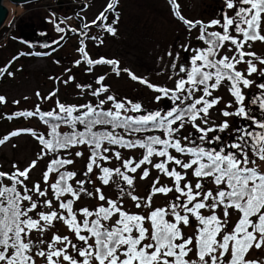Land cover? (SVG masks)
<instances>
[{
  "label": "snow or ice",
  "instance_id": "obj_1",
  "mask_svg": "<svg viewBox=\"0 0 264 264\" xmlns=\"http://www.w3.org/2000/svg\"><path fill=\"white\" fill-rule=\"evenodd\" d=\"M169 2L189 32L199 28L197 39L205 47L184 46L186 52L194 55L190 57V68L180 66L179 79L172 89L128 74L132 80L162 94L156 97L157 101L167 98L174 107L165 112L129 115L145 110L140 103L118 101L108 95L95 104L66 106L57 102L58 111L42 112L37 106L34 111L16 114L38 118L49 130L47 136L28 129L13 131L0 139V144H4L26 132L42 146L37 159L23 170L13 165L11 173L0 171V264H264V121L256 120L246 110L243 91L254 83L248 77L264 76V57L252 50L257 42L264 44V0H224L226 8L234 10L232 15L224 13L221 19L208 24L186 19L178 0ZM117 3L118 0H110L105 11L114 10ZM106 19L101 13L92 25L101 24L115 35ZM92 25L85 24L84 28ZM210 28L218 30L209 31ZM57 31L63 29L57 25ZM79 52L88 65L110 64L120 74L117 61H93L83 46ZM239 65H244L245 71L238 70ZM172 68H176L175 62ZM2 74L12 75L7 66L0 70ZM103 81L104 77L98 78L101 86L91 92L92 96L100 97L109 91ZM225 82L233 102L219 109V115L251 121L254 126L250 129L245 124L233 129L236 135L227 143L218 133L229 130L228 120L217 124L211 119V110L222 99L213 93ZM257 87L261 93L253 96L250 103L259 102L264 116V83ZM106 102L112 104L108 109L104 108ZM3 103L5 97L0 96V104ZM188 126L199 135L195 136ZM62 127L69 131L62 132ZM154 132L162 136L143 135ZM105 145L143 149L144 153L137 161L134 157L124 159L120 151H114L112 156L121 161V166L105 167L101 162L112 159L106 155L112 148ZM80 146L91 150L83 173L89 177L87 180L77 179L76 172L65 170L75 161L63 154L81 157L82 151H71ZM50 154L53 158L42 174L45 187L40 182L29 187L30 173L38 161ZM153 157L160 159L154 162ZM145 165L167 177L172 185H161L158 176L146 197L134 194L136 176L130 174L140 171L139 179H148L150 169ZM95 169L100 173L96 179L104 186L116 183L117 199L107 198L101 188L91 192L85 187L93 183ZM114 177H119L127 190ZM72 181L79 187L75 188ZM83 195L102 203L94 210L84 207L77 211L74 205ZM125 195L137 209L148 211H126L121 203ZM157 195L169 197L165 207H153V197ZM61 223L73 238L58 234L57 225ZM189 227L194 232L185 235L184 229Z\"/></svg>",
  "mask_w": 264,
  "mask_h": 264
},
{
  "label": "rangeland",
  "instance_id": "obj_2",
  "mask_svg": "<svg viewBox=\"0 0 264 264\" xmlns=\"http://www.w3.org/2000/svg\"><path fill=\"white\" fill-rule=\"evenodd\" d=\"M85 1L40 0L26 6L4 0L9 17L4 29L0 32V70L7 66L8 72H11L12 75H0V96L5 97L6 100V103L0 104V139L9 136L13 131L28 129L47 136L48 126L38 118L19 117L16 114L22 111H34L37 106L42 112L58 111L57 102L66 106H79L89 102L95 104L99 99H106L108 95H113L118 101L140 103L145 110L143 113H129V115H142L157 110L165 112L174 107L172 101L167 98L157 101L156 97L162 94L148 88L147 84H141L139 80H132L128 73L131 72L139 79L146 80L157 87L174 88L175 81L179 79L177 73L181 64L190 68V57L194 55L191 51L186 52L184 46H189V48L205 47L203 42L197 39L199 28L192 29L189 32L187 27L175 17L169 0H122V20L117 22L116 36H113L107 43L103 42V39L98 40L93 55L94 60L117 61L120 74L117 75L110 64L94 65L93 78L88 80L83 77L81 81L76 74L78 50L73 27L76 25L75 18L79 16V13L83 14ZM89 1L93 4L85 13L86 15L83 14L87 16V24H90L95 16L99 17L100 13L110 3V0ZM178 3L180 12L183 16L185 15L186 19L201 21L204 24H208L215 19H221L224 13L231 16L234 11L226 8L224 0H178ZM224 9L226 10L224 11ZM70 18H74L71 23L69 22ZM57 25L63 31H57ZM215 30L218 29H209V31ZM35 31H37L36 35H32L31 33ZM252 50L258 56L264 57V44L257 42ZM52 51H55V53L45 57L47 54H51ZM227 54L231 55V53ZM174 62L176 64L175 69L172 68ZM81 67L84 68L82 71H88L87 65ZM258 67L262 66L258 65ZM238 70L245 71V66L239 65ZM69 77H72V79L70 80ZM100 77H104L103 85L109 91L100 97H94L91 92L101 86L97 83ZM248 79L254 81V83L250 88L243 89L246 96V110H249L256 120L264 121L259 102L257 104L250 103L253 96L261 93L257 85L264 83V76L258 77L253 74ZM85 81L89 84L85 85ZM78 85H90L91 87H78ZM53 92H55V95H51ZM37 93H39V96ZM197 95H200V93H197ZM213 96L222 99L220 104L211 110V119L217 124L227 119L230 125L229 130L218 133L225 143L231 142L236 135L233 129L245 124L250 129L254 127L251 125V121H245L238 117L224 118L219 115V109H223L227 103L233 102V97L228 91L227 82L222 84L219 90L213 93ZM111 106V102H106L104 108L108 109ZM228 110L232 111L234 109ZM9 117H12V119H9ZM188 130L194 132L190 126H188ZM256 130L259 131V129ZM62 131H68V128L64 127ZM183 134L186 135L187 132ZM216 134L210 133L209 135ZM159 135L162 136V133ZM194 135L198 136L199 133L194 132ZM105 147L112 148V151L106 154L112 159L108 163H101L103 166L110 168L121 166V161L112 156L114 151H120L124 159L134 157L137 161L142 158L144 153L143 149H119L109 145H105ZM41 149L42 146L38 140L26 132L11 137L4 144H0V171L11 173L14 171L13 165L23 170L31 161L37 159ZM71 151H82L84 155L75 157L66 153L63 154L64 158L75 161L73 165L67 166L65 170L76 172L77 179H89L83 173L86 170L85 165L90 149L87 146H80L71 149ZM173 154L177 155L178 158L187 160V157H182L175 152ZM52 158L50 154L43 160L38 161L37 167L30 173L31 179L27 182L29 187L36 182H40L42 188L45 187L42 174ZM159 159L153 157L154 162H158ZM144 167L150 169L148 179H139L140 171L136 174H130L136 176L134 194L141 198L146 197L151 190L152 181L158 176L161 185H172L171 180L156 169L151 168L150 165ZM94 171L95 175L91 177L93 183L85 184V187L91 192H94L96 188H101L107 198L117 199L119 189L116 183L104 186L96 179V176L100 174L99 170L95 169ZM190 179L195 182L194 178L190 177ZM113 180L121 183V186L127 190V186L123 185L119 177H114ZM4 183L9 184L7 180ZM72 184L75 188L79 187L75 181H72ZM172 195L169 194V196ZM168 199L169 197L163 195L154 196L153 207H165ZM100 203L102 202L94 197L83 195L81 200L75 203L74 209L78 211L80 208L87 207L94 210ZM121 203L124 209L131 213L145 214L148 211V209H137L134 202L127 195L123 197ZM42 210L48 211V209ZM205 214L209 213L206 212ZM233 220H235V217H233ZM57 229L58 234L69 235L70 238H73L62 223L57 225ZM52 231H56V229ZM184 232L185 235H192L194 228H185Z\"/></svg>",
  "mask_w": 264,
  "mask_h": 264
},
{
  "label": "flooded vegetation",
  "instance_id": "obj_3",
  "mask_svg": "<svg viewBox=\"0 0 264 264\" xmlns=\"http://www.w3.org/2000/svg\"><path fill=\"white\" fill-rule=\"evenodd\" d=\"M38 1H40V0H38ZM38 1H35V3L38 2ZM4 3H3V5H4ZM33 3L34 2H30V3H26V4H20V5L29 6V5H31ZM91 4H93V2H90L89 0L85 1L83 14L88 12ZM225 10L226 9H224V11ZM101 13H104V15L107 18L106 19V24L112 26L115 29L116 25H117V22L122 20V13H123L122 0H118V3H117V5H116L114 10H109V11L103 10ZM101 13H100V15H101ZM83 14L79 13V16H77V18H75L77 26L75 25V27H73L74 30H75L74 34L76 35L75 36V40L77 41V50H78L77 51V57H76V59H77L76 60V64H77V61H80L79 65L76 66V74L79 76V80L83 79V77H85L88 80H91V78H93V69L95 67L93 68V66L88 65L84 61L83 56L79 52V48L82 47V46L85 47V51L88 53L89 58H91L93 61H95L93 59V55H94V52L96 51L95 47L98 44L97 41L98 40L101 41L103 39V42L105 41L107 43L108 40L112 39L113 36H116V35H112V34L108 33L106 30H104V27L101 24L92 25V22L96 21L98 16H95L92 19V22L89 24V25H92V26L90 28H88V29H85L84 25L87 24V16H84ZM117 16L119 17L118 20L116 19ZM8 17H9V12H8V16L6 18V21L4 22L3 26L0 28V32L4 29L5 25L7 24ZM184 17H185V15H184ZM36 32L37 31H35L34 33H31V34L32 35H36ZM84 33H86V34H84ZM93 37H95L96 39H93ZM53 53H55V51H52L51 54H47L45 57L51 56ZM82 65H87L88 66V71L87 72L86 71H82V69H84L83 67H81ZM104 65H107V64H104ZM181 65H184V64H181ZM8 69H9V67H8ZM82 73H84V75H82ZM85 83H86L85 85L89 84V82H87V81H85Z\"/></svg>",
  "mask_w": 264,
  "mask_h": 264
},
{
  "label": "water",
  "instance_id": "obj_4",
  "mask_svg": "<svg viewBox=\"0 0 264 264\" xmlns=\"http://www.w3.org/2000/svg\"><path fill=\"white\" fill-rule=\"evenodd\" d=\"M3 0H0V28L3 26L4 22L6 21V18L8 16V10L5 8V6L2 4ZM15 4H26L30 2H35L38 0H10Z\"/></svg>",
  "mask_w": 264,
  "mask_h": 264
},
{
  "label": "trees",
  "instance_id": "obj_5",
  "mask_svg": "<svg viewBox=\"0 0 264 264\" xmlns=\"http://www.w3.org/2000/svg\"><path fill=\"white\" fill-rule=\"evenodd\" d=\"M62 128H64V127H62ZM62 128L60 129L61 131H62ZM67 128V127H66ZM68 131H69V129H68ZM119 131V130H118ZM62 132H67V131H62ZM160 134V132H154V133H147V134H143V135H159ZM91 151V150H90ZM67 198H69V197H67Z\"/></svg>",
  "mask_w": 264,
  "mask_h": 264
},
{
  "label": "built area",
  "instance_id": "obj_6",
  "mask_svg": "<svg viewBox=\"0 0 264 264\" xmlns=\"http://www.w3.org/2000/svg\"><path fill=\"white\" fill-rule=\"evenodd\" d=\"M4 3V0L2 1V4ZM65 6L63 5V8H64ZM71 20L69 21L70 23L72 22V20L74 19V18H70Z\"/></svg>",
  "mask_w": 264,
  "mask_h": 264
}]
</instances>
